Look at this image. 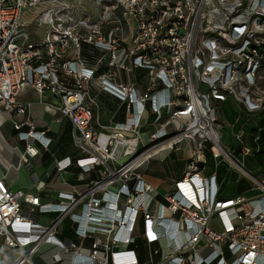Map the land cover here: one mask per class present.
<instances>
[{
	"label": "built area",
	"instance_id": "built-area-1",
	"mask_svg": "<svg viewBox=\"0 0 264 264\" xmlns=\"http://www.w3.org/2000/svg\"><path fill=\"white\" fill-rule=\"evenodd\" d=\"M92 1L95 18L78 0H0V107L22 115L16 99L25 87L49 91L59 104L47 108L71 123L80 152L56 160L55 170L95 174L54 201L11 191L0 177V264H34L44 246L57 250L49 264H60L61 253L69 264H264V178L243 168L241 158L254 149L242 126L231 134L233 154L215 116L228 97L245 113L264 115V0ZM25 6L42 7L35 23L43 35L31 37ZM101 93L123 115L107 131L93 123ZM143 122L157 126L146 141ZM13 127L19 140L34 141L24 162L48 149L50 138L31 120ZM181 146H189L184 172L160 195L144 166ZM207 153L248 176L258 193L221 199L216 173L204 174ZM41 215L50 223H39ZM65 219L75 241L59 236Z\"/></svg>",
	"mask_w": 264,
	"mask_h": 264
},
{
	"label": "crops",
	"instance_id": "crops-1",
	"mask_svg": "<svg viewBox=\"0 0 264 264\" xmlns=\"http://www.w3.org/2000/svg\"><path fill=\"white\" fill-rule=\"evenodd\" d=\"M82 4L83 1H88L91 3L96 13H91L86 7L79 6L89 13L93 18H95L100 12L99 7L93 4L92 0H78ZM38 12L42 10V7L37 8ZM24 23L30 30V35L32 38L39 37L43 35L44 29L39 28L35 20L32 22L31 26L27 24V21L23 19ZM30 22V20L28 21ZM35 23V25H33ZM132 24V32L134 30V22ZM40 29L37 30L35 27ZM88 50L84 47V51ZM94 54L95 50H92ZM87 66L92 67L94 64L93 57H88L87 60H83ZM143 73L136 71V79L138 80L137 86L142 89L143 84L141 83V75ZM92 95L97 93V88L95 86L91 89ZM97 109L94 111L93 123L97 129L107 131L113 124V121H121L123 119L122 113L115 115L117 107L119 104L113 98L105 95L99 94L96 97ZM17 103L25 108V112L22 115H16L12 112H6L0 107V177L4 180L5 184L11 191H26L35 195L40 196L42 200L54 201L56 200V193L58 191L70 192L73 188L81 190L85 183L90 179L94 178L95 174H80L79 170L75 166H71L68 169L57 172L54 168V163L56 160H60L69 157L74 160L80 155L79 150L74 146L71 136L72 126L71 123L62 118L58 120L59 114L50 111L47 108V104H59V99L51 94L49 91H45L41 95L37 94L30 86L25 87L17 96ZM225 108V118L224 124L228 130L229 135L232 137L233 131L235 132L240 126L244 127L242 122L243 118L248 117L249 120L260 119L264 120V115L261 113L247 114L242 111L241 107L233 100V98L228 97L226 101L217 104L218 107ZM25 119L31 120L35 130L39 132H44L45 136L50 138V143L48 149H40L37 156L27 159L24 162L23 154L24 148L27 143L34 144V141L29 139L28 141L19 140L17 137V131L13 127V122H21ZM218 125V122H217ZM99 126V127H98ZM65 129V138L63 140L59 139V134L61 129ZM156 125L142 123L140 128V139L146 141L150 133L156 130ZM23 130H28L27 127H23ZM220 135V134H219ZM221 141V138H220ZM245 141L252 146L254 153L259 151L258 148V136H256L252 141L250 139H245ZM212 157L210 154H206ZM189 157V146H181L176 149L167 150L161 152L160 154L154 156L149 160V162L144 166V176L146 180L154 187L155 191L162 195L171 190L173 183L181 178L186 160ZM159 158L160 160L170 159V162L174 160H183L184 169L179 178L174 179L173 183H167V178H162L149 174L147 171L150 168L151 161ZM213 158V157H212ZM243 158V157H242ZM241 158V159H242ZM207 165V160H206ZM215 172L217 176V182L219 186V197L221 199H230L236 196L252 197V195L236 194L228 195L223 192V179L218 174L216 170H204L205 175H209ZM264 178V177H262ZM163 186L164 191L160 192L159 187ZM36 220L47 225L50 223V215H41L36 218ZM59 236L64 241H75V237L71 231V225L68 219H65L61 226H59ZM50 246H44L42 253L36 255L33 258L34 264H49V256L51 253L56 252ZM15 254V251L7 252V257ZM62 255V261L60 264H69V258L67 254ZM144 257V247L142 249L141 258Z\"/></svg>",
	"mask_w": 264,
	"mask_h": 264
},
{
	"label": "rangeland",
	"instance_id": "rangeland-1",
	"mask_svg": "<svg viewBox=\"0 0 264 264\" xmlns=\"http://www.w3.org/2000/svg\"><path fill=\"white\" fill-rule=\"evenodd\" d=\"M82 7H86L91 13H96V10L93 8L90 2L83 1L82 4L79 3ZM39 14L38 9L35 7H27L23 8L22 17L27 21V24L31 26L32 22L35 20L36 16ZM30 20V22H28ZM125 22V21H123ZM35 25V23H33ZM117 24H113L112 27ZM35 27V26H34ZM33 29V28H32ZM32 29H28L29 32ZM35 29L40 30L35 27ZM225 108L218 107L215 110V116L218 122L216 126L217 131L220 134L221 143L228 150H232L231 152L235 154L237 152V143L235 140L229 135L226 125L224 124L225 118ZM244 127V140L250 139L251 141L258 136V148L259 151L254 153L252 152L250 155H246L241 159L244 170L256 178L260 180L264 177V120L253 119L249 120L248 117L243 118L242 122ZM65 138V129H61L59 134V139L63 140ZM170 159L160 160L156 158L151 161L150 168L147 171L149 174L159 176L162 178H167V183H173V178H179L184 169V161L183 160H174L173 162L169 161ZM207 165L205 166V170H216L218 174L223 179V192L228 195H236V194H244V195H252L258 193V190L255 188V183L242 172L237 170L235 167H230L227 162L221 161V158H212L207 155ZM160 192L164 191V187L161 186L158 189ZM4 264H9L6 262Z\"/></svg>",
	"mask_w": 264,
	"mask_h": 264
},
{
	"label": "trees",
	"instance_id": "trees-1",
	"mask_svg": "<svg viewBox=\"0 0 264 264\" xmlns=\"http://www.w3.org/2000/svg\"><path fill=\"white\" fill-rule=\"evenodd\" d=\"M136 247H137L138 252L141 254L142 253V249H143V244H142V242L140 240H138L136 242Z\"/></svg>",
	"mask_w": 264,
	"mask_h": 264
}]
</instances>
